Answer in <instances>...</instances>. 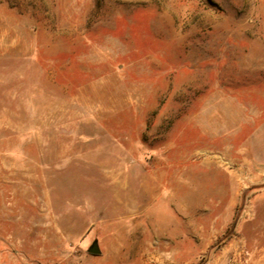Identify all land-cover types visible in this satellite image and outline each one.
<instances>
[{
  "label": "rangeland",
  "instance_id": "1",
  "mask_svg": "<svg viewBox=\"0 0 264 264\" xmlns=\"http://www.w3.org/2000/svg\"><path fill=\"white\" fill-rule=\"evenodd\" d=\"M0 264H264V0H0Z\"/></svg>",
  "mask_w": 264,
  "mask_h": 264
},
{
  "label": "water",
  "instance_id": "2",
  "mask_svg": "<svg viewBox=\"0 0 264 264\" xmlns=\"http://www.w3.org/2000/svg\"><path fill=\"white\" fill-rule=\"evenodd\" d=\"M88 253L91 255H98L100 253L96 242H94L92 246L88 249Z\"/></svg>",
  "mask_w": 264,
  "mask_h": 264
}]
</instances>
